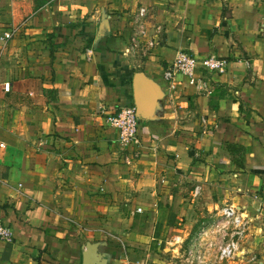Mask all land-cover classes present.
I'll use <instances>...</instances> for the list:
<instances>
[{
	"label": "crops",
	"instance_id": "1",
	"mask_svg": "<svg viewBox=\"0 0 264 264\" xmlns=\"http://www.w3.org/2000/svg\"><path fill=\"white\" fill-rule=\"evenodd\" d=\"M139 24L147 36L124 56ZM180 51L225 71L199 66L198 86L172 88ZM138 73L157 103L125 147L99 107H135ZM227 206L264 239V0H0V221L13 234L0 264H82L88 243L108 264H182L171 239Z\"/></svg>",
	"mask_w": 264,
	"mask_h": 264
},
{
	"label": "built area",
	"instance_id": "2",
	"mask_svg": "<svg viewBox=\"0 0 264 264\" xmlns=\"http://www.w3.org/2000/svg\"><path fill=\"white\" fill-rule=\"evenodd\" d=\"M138 20L142 21L147 16V9L141 8ZM19 31L13 28L4 33L1 38L4 43L11 40ZM147 36L142 24L134 31L130 45L123 52L124 56H131L140 49L142 40ZM148 45H153L152 41ZM201 66L209 72L223 73L226 62L217 56L198 59L187 51H180L176 60L164 72V78L175 88L174 81L178 76H184L189 85L198 86L197 70ZM5 92L10 91V84L4 86ZM100 114L108 126L119 133V142L122 146L129 147L139 141L140 122L136 114V107L122 108L118 112H108L104 106L99 107ZM3 147V145H1ZM199 188L195 192L198 195ZM249 221L241 210L234 207H224L217 211L212 221L203 222L199 229L188 238L175 236L171 239V247L176 250L182 264H223L234 260L240 250V240L248 236ZM0 239L11 242L12 229L0 221ZM242 253V252H241ZM227 263V262H226Z\"/></svg>",
	"mask_w": 264,
	"mask_h": 264
},
{
	"label": "water",
	"instance_id": "3",
	"mask_svg": "<svg viewBox=\"0 0 264 264\" xmlns=\"http://www.w3.org/2000/svg\"><path fill=\"white\" fill-rule=\"evenodd\" d=\"M104 25L101 26V29ZM135 94L136 114L146 116L154 113L157 103V92L155 87L145 79L142 73H138L134 77L133 82ZM82 264H108L106 254L100 252L99 243H88L83 251Z\"/></svg>",
	"mask_w": 264,
	"mask_h": 264
},
{
	"label": "rangeland",
	"instance_id": "4",
	"mask_svg": "<svg viewBox=\"0 0 264 264\" xmlns=\"http://www.w3.org/2000/svg\"><path fill=\"white\" fill-rule=\"evenodd\" d=\"M213 218L215 217L206 216L200 221L199 225L203 222L212 221ZM258 236L252 229H249L248 236L240 240V250L237 252V257L223 264H264V239L259 237V240H257Z\"/></svg>",
	"mask_w": 264,
	"mask_h": 264
}]
</instances>
